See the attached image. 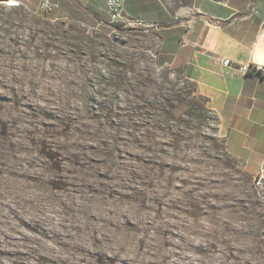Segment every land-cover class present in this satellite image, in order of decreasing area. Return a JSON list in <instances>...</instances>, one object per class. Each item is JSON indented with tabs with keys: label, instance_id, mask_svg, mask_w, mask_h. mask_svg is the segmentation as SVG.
I'll return each mask as SVG.
<instances>
[{
	"label": "rangeland",
	"instance_id": "374dc122",
	"mask_svg": "<svg viewBox=\"0 0 264 264\" xmlns=\"http://www.w3.org/2000/svg\"><path fill=\"white\" fill-rule=\"evenodd\" d=\"M158 50L137 21L91 30L0 4V195L51 234L117 243L93 264L130 241L122 256L170 241L192 264H264V189Z\"/></svg>",
	"mask_w": 264,
	"mask_h": 264
},
{
	"label": "crops",
	"instance_id": "0c3cea01",
	"mask_svg": "<svg viewBox=\"0 0 264 264\" xmlns=\"http://www.w3.org/2000/svg\"><path fill=\"white\" fill-rule=\"evenodd\" d=\"M5 1L43 15L42 0ZM50 1L52 22L91 30L112 25L105 0ZM124 17L156 31L160 67L183 71L208 99L228 154L250 178L264 175V73L240 69L248 63L264 69V0H127Z\"/></svg>",
	"mask_w": 264,
	"mask_h": 264
},
{
	"label": "bare ground",
	"instance_id": "6f19581e",
	"mask_svg": "<svg viewBox=\"0 0 264 264\" xmlns=\"http://www.w3.org/2000/svg\"><path fill=\"white\" fill-rule=\"evenodd\" d=\"M11 3L15 4L10 1L7 5H16ZM1 196L0 264H93V258L104 259L109 250L117 245L108 242L101 233L94 234V242L91 244L80 241V238L73 241L71 235L58 229V226L51 234V228L49 230L40 226L41 220H27L17 211L15 197ZM44 219L50 220L46 215ZM130 242L118 246L120 253L111 258L112 264H192L185 258L181 260L183 252L178 247L166 249L167 245H171L170 241L157 247L145 241L133 257L122 256L126 246L132 244Z\"/></svg>",
	"mask_w": 264,
	"mask_h": 264
},
{
	"label": "built area",
	"instance_id": "2783aa9c",
	"mask_svg": "<svg viewBox=\"0 0 264 264\" xmlns=\"http://www.w3.org/2000/svg\"><path fill=\"white\" fill-rule=\"evenodd\" d=\"M108 12L111 18L112 24L119 23H128L132 24V20L126 19L124 17V11L127 5V0H105ZM15 6H19V3L15 2ZM55 8V5L50 0H42L39 5V13L41 14H50ZM231 60L226 59L223 64L228 66L230 65ZM241 72L247 74L249 71L254 70L255 73H264L263 67L260 65L251 66L249 63L241 66ZM254 184L257 188L264 189V175L263 172L254 179Z\"/></svg>",
	"mask_w": 264,
	"mask_h": 264
},
{
	"label": "trees",
	"instance_id": "16d2710c",
	"mask_svg": "<svg viewBox=\"0 0 264 264\" xmlns=\"http://www.w3.org/2000/svg\"><path fill=\"white\" fill-rule=\"evenodd\" d=\"M157 62H158L159 66H162V65H160L161 64L160 61H157ZM200 97H201L202 100H204L206 103H208V99L207 98L203 97L202 95Z\"/></svg>",
	"mask_w": 264,
	"mask_h": 264
},
{
	"label": "water",
	"instance_id": "95a60500",
	"mask_svg": "<svg viewBox=\"0 0 264 264\" xmlns=\"http://www.w3.org/2000/svg\"><path fill=\"white\" fill-rule=\"evenodd\" d=\"M5 2V0H0V4H3Z\"/></svg>",
	"mask_w": 264,
	"mask_h": 264
}]
</instances>
